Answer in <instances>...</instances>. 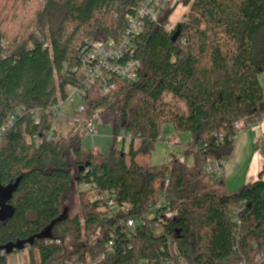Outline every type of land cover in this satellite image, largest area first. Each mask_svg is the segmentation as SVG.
<instances>
[{"label": "trees", "instance_id": "obj_1", "mask_svg": "<svg viewBox=\"0 0 264 264\" xmlns=\"http://www.w3.org/2000/svg\"><path fill=\"white\" fill-rule=\"evenodd\" d=\"M38 1L0 0V128L24 108L0 140V181L3 187L17 184L7 202L13 214L0 222V247L26 242L29 264H89L87 257L96 261L116 228L115 252L97 264H163L169 240L178 246L177 262L253 260L255 246H264V168L256 181L231 191L225 175L216 177L203 166L208 159H231L238 122L248 130L264 120L259 79L264 74V0H194L188 16L170 32L163 24L180 4L192 1L177 0L163 12L161 24L147 22L137 52L140 80L119 81L108 95L93 87L84 98L87 124L100 121L112 129L105 153L83 148L84 130L58 135L53 111L66 99L65 88L79 81L73 70L85 40L117 38L142 0ZM177 30L180 36L173 41ZM169 124L175 134L190 138L168 161L155 165L156 143L164 140ZM50 133L58 136L56 142L48 141ZM124 133L132 134L128 151L118 146ZM203 144L207 147L197 151ZM80 185L108 191L131 208L110 217L81 192L80 212L71 215L64 201ZM160 195L167 203L154 217L162 215L161 233L147 224L129 236L118 227L122 219L150 213ZM73 235L82 244L70 250L65 239ZM90 237L93 245L86 248L83 240ZM3 251L0 264H12L9 257L21 250Z\"/></svg>", "mask_w": 264, "mask_h": 264}, {"label": "built area", "instance_id": "obj_2", "mask_svg": "<svg viewBox=\"0 0 264 264\" xmlns=\"http://www.w3.org/2000/svg\"><path fill=\"white\" fill-rule=\"evenodd\" d=\"M177 0H142L139 4L140 6L135 9L134 13L127 15V25L123 32H119L118 37H111L106 41H99L93 39H86L85 43L79 48L81 50V56L79 60V65L74 67V72L78 73L79 81L76 84H69L65 88L66 99L60 101L57 106H55L54 113L55 115L61 114V106L63 104L72 105L69 118V125H71L70 130H84L86 134L91 137L97 136V125L96 122L88 125L86 120L83 117L85 111L84 98L88 95L89 91L95 87L98 88L99 92L102 95H108L118 89V82H128L135 83L140 80V68L141 62L137 58L138 44L140 33L142 32L145 24L147 22H156L161 24L160 17L164 11L171 6ZM192 0L187 7H184L181 17L188 16L190 10L193 6ZM181 5V4H180ZM179 5V6H180ZM178 6V7H179ZM170 19V18H169ZM171 19L167 24H163L165 30L173 32L178 23L172 24ZM49 43H45V47H48ZM24 108L21 106L19 110L14 111L10 114L7 119L3 122V126L0 128V140L3 138V134L13 126L15 120L18 117L23 115ZM35 122L40 123V116L38 114L33 116ZM260 122V121H259ZM257 122L255 125H250L249 129H255L259 124ZM238 130L237 137L246 130V126L243 121H240L236 124ZM255 132V131H254ZM236 137V138H237ZM132 134L124 133L121 135L120 139L122 140L123 145L129 146L131 141ZM49 142H56L58 136H54L52 133L48 135ZM165 144L174 149L177 145L182 144L180 137L175 134H171L169 137H165ZM219 143V140L217 141ZM38 143H41V139H38ZM206 144L198 145L196 150L205 149ZM172 154V153H171ZM227 161L222 159H208V161L203 166V171L211 174H215L216 177H221L225 175ZM89 186V185H88ZM95 188V186H91ZM90 188V186H89ZM93 191V196L91 201L99 202V205L108 212L110 217H114L116 214H125L129 212L131 204L120 203L116 196L108 191L99 192L95 189H90ZM155 205L152 206V211L144 217H130L127 220L122 219L119 221L118 227L123 228L128 235L135 234V232L144 225L149 224L152 227H155L156 234L161 233L163 226L161 222L163 221L162 215L158 214L156 219L154 218L158 212L165 206L166 198L163 195H160L155 200ZM241 208L237 207L233 210V219L236 224L235 226V236L234 242L236 244L235 250L238 251V244L240 235V226L241 221L239 218V213ZM109 239L103 245V252L96 261L88 262L89 264H97L101 262L102 259H105L109 255H112L116 250V228L110 232ZM48 243L54 242L53 240H48ZM61 241H56V244H59ZM169 251L166 256H164L163 264H187L183 262H177L174 258V253L177 254L178 246L172 240L168 241ZM173 246V248H172ZM25 249V248H24ZM174 249V250H173ZM256 250L255 258L251 261L245 259L244 261L238 264H262L264 262V246L259 244L254 248ZM173 250V252H170ZM20 252V251H19ZM17 252V253H19ZM3 252L0 254L3 255ZM89 256L87 257V261ZM91 259V258H90ZM65 264H84L80 261L73 263L71 261H65ZM149 264V263H147ZM151 264V263H150Z\"/></svg>", "mask_w": 264, "mask_h": 264}, {"label": "rangeland", "instance_id": "obj_3", "mask_svg": "<svg viewBox=\"0 0 264 264\" xmlns=\"http://www.w3.org/2000/svg\"><path fill=\"white\" fill-rule=\"evenodd\" d=\"M43 0L38 1V5H41ZM37 5V6H38ZM189 5V4H188ZM187 5V6H188ZM184 6L181 4L174 13L170 16L171 23H181L185 19V16L181 17L182 12L184 11ZM32 32H34L37 37H41V34L37 32L36 28H32ZM42 38V37H41ZM46 43H49L46 41ZM5 44V43H3ZM260 83L264 86V74L260 76ZM71 106L68 104H63L61 107V114L56 116V122L54 124V129L57 130L58 135L61 136H68L67 134L70 132L71 125H69V121L67 120L69 118L70 112H71ZM263 121L255 129H248L250 138H248L247 145L245 142L243 143L241 149L238 148L236 155L234 157L233 161V168L226 173V185L229 188V190H237L240 188L243 184L249 182V181H256L258 179L260 171L264 168V124H262ZM98 131L97 136L91 137L88 134H85V138L83 141V148L92 149L95 152H107L109 150V144L112 141V129L110 126L103 124L102 122L98 121L96 122ZM172 126L169 124L164 128V134L163 138L169 137L171 134H174L170 129ZM256 130L257 135H253V132ZM182 136V144L184 142L188 141L190 136L188 134L181 135ZM259 136V137H255ZM118 146L120 148L125 149V151H128L127 145L122 144V140L119 138ZM182 144L177 145L174 149L169 148L165 141H159L156 143L155 151L152 155L151 161L153 164H160L165 161H168L170 157L172 156L171 153L175 154L179 152L182 149ZM188 162L190 164L193 163V160L188 159ZM86 194L88 198L91 199V197L94 195L93 191L90 190L88 185H80L78 188H73L72 190L68 191V194L66 195V199L64 201V205L69 207L70 214L73 215L74 213L80 212V194L82 193ZM93 238V237H92ZM91 237L83 240V243L85 244L86 248L88 246H92L94 239ZM76 236H70L68 239H65V245L67 249H74L75 247H79L82 242L75 241ZM35 257L36 260L39 261V253L38 251H35ZM29 250L26 247L25 249L21 250L19 253H15L14 255H11L9 257V261L12 264H29ZM92 262V259L88 258L87 262Z\"/></svg>", "mask_w": 264, "mask_h": 264}, {"label": "water", "instance_id": "obj_4", "mask_svg": "<svg viewBox=\"0 0 264 264\" xmlns=\"http://www.w3.org/2000/svg\"><path fill=\"white\" fill-rule=\"evenodd\" d=\"M180 36L179 31H175L172 40L176 41L178 37ZM1 39V38H0ZM81 171H84V168L82 167ZM17 184L13 187H3L1 181H0V222L7 220L10 218L13 214V208L7 203L8 200H10L13 196V192L15 190ZM177 236L180 237V233L182 232L180 229H177ZM26 242H20L15 245H7L0 247V252L3 250H6L8 252L18 250H23L25 248Z\"/></svg>", "mask_w": 264, "mask_h": 264}, {"label": "crops", "instance_id": "obj_5", "mask_svg": "<svg viewBox=\"0 0 264 264\" xmlns=\"http://www.w3.org/2000/svg\"><path fill=\"white\" fill-rule=\"evenodd\" d=\"M263 121V123L262 124H264V120H262ZM261 123V121L259 122V124ZM258 124V125H259ZM171 131H172V128L170 129ZM173 132V131H172ZM257 135V133H256V130H255V132H253V135ZM166 137V136H165ZM180 137V139L182 140V136H179ZM255 137H259V136H255ZM248 138H250V134H249V130H244L242 133H241V135H239L238 137H237V139H236V142H235V144H236V149H235V152H234V154H233V156L231 157V159L229 160V161H227V164H226V168H225V172H227V171H229V169L231 170L232 168H233V166H232V164H233V161L235 160L234 159V157H235V155H236V152H237V150H238V148H240L241 149V147H242V145H243V143L245 142V144L247 145V141H248ZM225 176H226V173H225Z\"/></svg>", "mask_w": 264, "mask_h": 264}, {"label": "flooded vegetation", "instance_id": "obj_6", "mask_svg": "<svg viewBox=\"0 0 264 264\" xmlns=\"http://www.w3.org/2000/svg\"><path fill=\"white\" fill-rule=\"evenodd\" d=\"M26 248V247H25Z\"/></svg>", "mask_w": 264, "mask_h": 264}]
</instances>
